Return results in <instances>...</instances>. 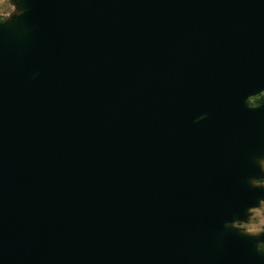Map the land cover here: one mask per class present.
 <instances>
[{
	"label": "water",
	"instance_id": "obj_1",
	"mask_svg": "<svg viewBox=\"0 0 264 264\" xmlns=\"http://www.w3.org/2000/svg\"><path fill=\"white\" fill-rule=\"evenodd\" d=\"M10 1L0 264H264V0Z\"/></svg>",
	"mask_w": 264,
	"mask_h": 264
},
{
	"label": "rangeland",
	"instance_id": "obj_2",
	"mask_svg": "<svg viewBox=\"0 0 264 264\" xmlns=\"http://www.w3.org/2000/svg\"><path fill=\"white\" fill-rule=\"evenodd\" d=\"M19 8L16 3L10 0H0V22H9L19 14ZM259 96V95H258ZM255 98V97H254ZM249 105H255L253 98L248 100ZM257 164L264 176V157L257 160ZM254 186L264 188V178L258 181H251ZM241 234L251 236L257 240L258 248H263L259 238L264 233V201H260L255 208L246 212V218L242 222H233L230 225Z\"/></svg>",
	"mask_w": 264,
	"mask_h": 264
},
{
	"label": "trees",
	"instance_id": "obj_3",
	"mask_svg": "<svg viewBox=\"0 0 264 264\" xmlns=\"http://www.w3.org/2000/svg\"><path fill=\"white\" fill-rule=\"evenodd\" d=\"M264 102V93L260 94L259 96L253 98L254 104H260ZM260 251L264 252V248H259Z\"/></svg>",
	"mask_w": 264,
	"mask_h": 264
}]
</instances>
